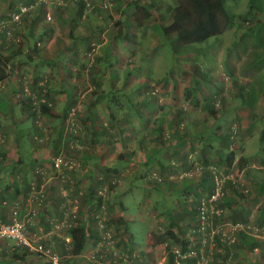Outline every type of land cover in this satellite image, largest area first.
I'll return each instance as SVG.
<instances>
[{
  "label": "crops",
  "instance_id": "0c3cea01",
  "mask_svg": "<svg viewBox=\"0 0 264 264\" xmlns=\"http://www.w3.org/2000/svg\"><path fill=\"white\" fill-rule=\"evenodd\" d=\"M63 1L64 4L59 6L55 5L56 9H53V6L51 8L54 12V21L49 22L46 19L48 7L38 5L31 14L23 18L22 24L11 32L10 37L5 33L6 35L3 34L4 36L0 40V57L9 58L8 68L10 71L9 78L0 82V106H2V108H0V123L3 122V119L8 117L5 105L9 104L13 107L15 105L20 106L21 103L23 107V102L27 99L26 97L34 99L35 104L38 100L49 101L52 112L55 114L53 118L43 116L40 120L41 127H43L41 124L42 121L46 122L50 120V122H52L51 126L53 130L51 133H56L53 134V136H57L58 138L55 141L53 137L55 143L54 147L50 146L48 148H43L41 143L36 144V139L39 138L40 135L36 133L35 129L33 131L29 128H26V131H29L27 136H29L32 144L38 146L36 149L32 148L28 150L25 146L21 145L19 143L21 129H17L19 128V124L17 123L22 122V119L17 123H10L14 124L15 128L12 136L13 138H11L10 135L8 136L5 123H1L0 127V130L4 131H1V133L4 134L6 140H8L6 147H3L0 152L3 157L0 162V164L2 163L3 165L1 168H3V172L10 171L11 168H13L18 174V177L13 178L17 179L19 182V188L16 186L17 189L10 188L9 191L14 195V203L16 202L19 205L20 217L23 222L33 227L32 229L35 230L36 233H42V235L46 237V240L43 241L47 244L53 240L52 235L59 234L56 232L55 227H50L49 224H54V220L58 221V219H65L67 214L73 215L75 209L83 207L84 200L80 199L76 192H78L79 188L95 187L97 182H90L89 177H91V180L93 179V181H95L101 174L100 170L103 169V166L120 170H124L127 167L134 169L135 166H141V164L147 160L146 154L149 155L153 153L158 156L163 154V156H165L164 149L166 146L159 139V131H161V128L165 130L167 127L166 129H169V124L172 122L175 113L179 110L180 105V103H177L176 96L173 100L165 101L167 93L171 92L170 94L173 97L174 93L181 91V88L182 91H184L187 89L186 87H193L189 85L183 88L184 81L179 75H176V80L171 79L165 83V85L169 87V90L167 91L165 88L163 93L158 95L157 99L155 98V100L150 102L146 92V88L148 87L147 82L150 80L148 81V76H143L144 71L138 69L135 72L134 68H129L127 66L118 68L115 66L111 67L113 72L120 71L122 73L125 71L131 75L129 79L131 82H129V85L123 82L124 86H129L124 93V97L125 94H130L128 95L130 102L127 103L126 98L120 97L119 99L127 105H122L119 111L113 109L117 108L116 106L106 105L103 103L101 95H104L106 91H108V84L106 83L107 87L105 88L100 80L95 79V81H93V78H90L89 75H94L96 73L102 76L108 75L111 69L104 70L102 66H98V68L91 66L85 68L82 63L86 55V47L90 45L91 41L100 40L103 49L99 50V57L103 58V60L106 55L105 51L108 50H110L109 52H111L114 60L119 57L120 54H123L121 55L123 57L132 56L137 52L131 49L129 41H123L121 43L114 42V37L112 39L110 36H106L108 29L111 30L112 26L118 28V23L121 22V20L133 23L138 20L139 25L141 24L142 28H144L148 26L150 20L155 16H152V14L147 11L145 8L147 4L142 3L138 7L130 8V2L133 3V0H130L128 4L113 0L111 5V10L113 12H110L109 16H107L109 19H105V17L102 18L101 15L92 18L90 14L92 11L102 14L103 12L101 10H108L105 8L107 5L105 4V7H103L102 5L93 4L91 0H86V11L80 19V22L77 23V26L73 27L71 22L73 21L74 15L78 13V3L67 0ZM159 2H162V0H159ZM140 9H145L152 18L150 19L148 16L142 19V17L137 15ZM58 10H60V12ZM5 11L6 10L3 8L0 10V17L4 15ZM12 13L8 14V18L0 20V23L9 21ZM92 22H98L94 30L89 28L93 25ZM152 24L153 22L150 25ZM73 28L74 30L71 32ZM60 30L62 31L61 34L59 33ZM17 31H21L23 34L17 35ZM95 31L96 33L94 34ZM93 44L94 43H92V45ZM140 49H142V47L139 44L137 50ZM147 51L149 50L145 52ZM225 54L224 52V55ZM198 55L201 56V54L190 55L192 56L191 65L193 67H197L198 64H203L197 59ZM255 56L253 51L249 50L243 57H233V66L236 74L240 76L248 75L251 80H262L259 72L253 77L252 71L249 70L251 66L249 63L251 62L248 63L247 60ZM29 69L31 70L30 73ZM138 73L142 76L138 77ZM86 75L87 77H85ZM133 80L135 82H133ZM194 80L191 78L190 82ZM120 82L121 78L119 77L114 83V89L119 90V86L121 85ZM229 83L231 87L228 85L227 93H230V89H232L234 94L228 96V93V95L223 96L226 100L225 105L227 104V106L229 100H233L234 98L239 100L243 98V93L240 92V88L237 86L239 84L236 85L232 80L228 81V84ZM177 84L180 85L181 88L176 92L174 86ZM194 84L196 83L194 82ZM203 84H205L203 87H211L209 83L206 84L204 82ZM23 87L25 95H23L22 92ZM43 87L49 91L48 97L39 95V91L44 89ZM26 89H28V93L30 92L29 95L32 96L27 95ZM100 89L101 92L98 93ZM91 92L92 94L89 96ZM198 99V101L203 102L205 97L201 94ZM113 103L119 106V102ZM176 103L178 104L177 108H175ZM233 105L234 104H231L230 106L234 107V109H224V116L227 117L228 120H231V122L240 120L241 122L240 129L242 133L239 134L237 143L238 152L236 163H238V166H235L233 175L237 177L240 182L245 183L246 188L248 187L249 189V193H243L241 196L236 195L233 192L235 188L229 187L230 207L237 209L238 213H243L246 219L245 222L264 224V155L260 156L256 154L257 156H254L256 152L254 151V144H252V140L255 138L258 128L256 126L257 120H259V117H261V119L264 118L262 109L264 107V99L255 103L254 110H245L241 106ZM70 107L76 108L79 113L78 117L82 118L83 122L88 124L91 131V138L89 141L80 142L78 140L71 141L70 139V142L63 134V124L65 125L64 122L66 120L64 116L65 110H68ZM202 109L201 107L200 110ZM172 111H174V114L172 117L169 116L170 120H168L167 115L172 114ZM113 116H115V119H113ZM113 120H115V123L119 122L121 127L117 126L118 123L114 126ZM26 121L31 122L29 119H26ZM164 124L166 127H164ZM105 126L107 136L102 137L99 132H103L102 130ZM261 132L263 137L262 142H264V130H261ZM10 139H14L13 141H15V144L13 143L14 145L12 146L13 148L9 146ZM188 140H191V138ZM173 142L172 145H174L175 148L177 142ZM166 145L171 146V143L167 142ZM77 148L82 150L81 154L77 151ZM57 153H63L73 160H76L75 153L80 154V161L83 163L82 168L84 172L78 174L76 180L75 176H73L75 182L72 180V177L69 178V174H66L69 180H64V182L60 180L59 177H50L51 182H32L34 179L32 172L34 173L37 168L43 170L46 167H50ZM247 154H249V156ZM26 155L30 156V158H26ZM133 155L134 158L132 157ZM251 157H254V160L251 159ZM203 161L204 160H202V162ZM38 185L42 188L40 189V194L45 195L44 200L41 199L40 201L41 207H44L45 210H40V212L36 210L39 198L37 196L35 197V195H38L35 191ZM30 186H32V191L28 193V190L26 191L25 188H29ZM26 194L29 196H26ZM166 196L169 197L167 194L165 197ZM78 201H82V204ZM77 203L78 206L76 205ZM93 205L94 201L90 202L86 199V208L84 210L87 212ZM124 208L125 205L123 204V209ZM12 210V206L9 205L0 207V215L4 222H9L11 220ZM84 210L81 211L84 212ZM82 212H80L81 215L83 214ZM87 217L83 219L86 221V219H88ZM145 219L149 218L143 215V222ZM144 224H146V222H144ZM91 226L93 233H91L92 240H89L86 248L88 252L96 249L95 242L99 237V229L95 227L94 224H91ZM262 234L263 237L257 240H251L245 236L247 243H244L245 247H243L246 248L247 251H251V253L253 251L251 248L255 244V247H261V250H264V231H262ZM62 237L63 240L72 241L68 231H65ZM68 241L65 242V248L69 251L71 242L69 243ZM49 245L52 246L51 244ZM82 257H84V254ZM38 259L34 257V262L32 263L35 264V261H39ZM71 260L72 256L69 255V263L67 264H71ZM252 261L254 262L249 261V264H264V259L258 261V259L253 258Z\"/></svg>",
  "mask_w": 264,
  "mask_h": 264
},
{
  "label": "rangeland",
  "instance_id": "374dc122",
  "mask_svg": "<svg viewBox=\"0 0 264 264\" xmlns=\"http://www.w3.org/2000/svg\"><path fill=\"white\" fill-rule=\"evenodd\" d=\"M69 1L76 2V0H69ZM91 1L93 4L102 5L103 7H105V4H106L107 6L105 8L108 9V10L102 11L103 12L102 14L100 12L92 11L90 13L92 18L98 15H101L102 18L104 17L106 18L108 14H110V12L111 13L113 12L111 10L112 9L111 5L113 3V0H91ZM118 1L123 4H128L130 0H118ZM153 1L155 0H138V3L139 5H141L142 3L149 4ZM156 1L159 2V0H156ZM170 1L173 2V0H170ZM170 1L162 0L161 4H164L166 6L167 4H170ZM20 3H21V0H0V10H2V8L6 10L4 12V15L0 17V20L8 18V14L14 12L16 8L20 5ZM130 3H131L130 8L136 7V5H133V3H135L134 0H133V3L132 2ZM256 3L259 5L258 6L259 9H254L252 13L248 15L247 12L250 10L251 0H228L227 5L230 7L232 12L237 17L233 28L229 29L227 32H225L223 35L219 37H213L204 43L194 44V45L189 46V49L195 48L199 52L198 54H201V53L203 54L201 56L198 55L197 59L203 63L201 65L202 66L201 68H203V70L205 71L206 77L204 79L216 85L217 92L212 94V96L214 95L216 97H215V100H212L210 98L211 101L216 103V100L222 95V93H223V96L228 95L229 93V92L227 93L228 85L229 87H231L230 83L228 84L229 77L231 78L232 81L235 80V82L239 83L238 87L240 88V92L243 93V98L239 100L237 98H234L233 100H229V104H228L229 107L227 106V104L224 105V108H222L223 106L222 104L219 105L218 108H220V110L234 109V107L230 106L231 104H234L233 106H237V105L241 106L245 110H251V109L254 110L255 103L261 99H264V0H256ZM53 9H56L55 5H53ZM137 15L142 17V19L148 16L150 19L152 18V16L149 15L145 9H140ZM241 16H243V19L240 18ZM153 21L154 19L150 20L146 29L137 28L135 27V25H132V27L130 26V28H127L128 29L127 32L130 35V39L132 38L134 42V44L130 43V47L131 49L134 50V52L135 51L137 52V53L133 52L135 56L129 55L128 57H123L121 56L123 54H120V56L114 60L111 55V52H109L110 50H108V51H105L107 52L105 57L107 55L108 57L111 56L113 60L109 62L107 59L105 62L104 61L105 58L104 60L103 58L98 60L100 58L99 50L103 49L102 48L103 45H101L100 40L99 41L96 40L93 42L91 41L90 45L86 47L85 49L86 55L82 63L83 66L85 68L86 67L89 68L90 66L98 68V66H102L104 70L105 69L110 70L111 67H115V66H117L118 68L127 66L129 68H134L135 72L138 69L139 70L142 69L144 71L143 76L144 77L148 76L147 79L148 81L150 80L149 82H147L148 87L146 88V92L151 93V91H155L158 95L163 93L165 88L167 91L169 90V87H167L165 83L171 79L174 80L176 78V75H179L184 81L183 88L189 85L194 87L195 86L194 81L192 82L190 81H191V78H193V80L197 79V75L194 77L195 72L193 73L191 72V71L196 70V67H193L191 65L192 56H188L189 54H184V53H181L180 55H175L171 47L163 41L162 37L159 38L158 35L160 33H158L157 35V33L155 32L156 30L153 28L152 25H150ZM97 23L92 22L93 25H91L89 28H92V30H94L97 27L96 26ZM157 23H159V21H157ZM154 27H155V23H154ZM122 28H124L123 33H125V27L122 26ZM117 32H118L117 27L115 28V26H112L111 30L108 29L106 36L107 37L110 36L113 39V37L117 34ZM16 33L17 35L23 34L21 33V31H17ZM59 33L61 34L62 31L60 30ZM92 43L94 44L92 45ZM139 44L142 47V49L137 50ZM146 50H149V51L145 52ZM249 50L253 51V53L256 55L250 60L249 59L247 60L248 63L251 62L249 63V65H251L249 70L252 71L253 77L255 76L257 72H259L262 80H259V81H257L256 79L251 80L249 79L248 75L240 76L236 74V71H234V66H233L234 58L233 57H240V56L243 57L244 55H246V52ZM89 52H92L94 55L91 56ZM224 52L226 53L225 55H224ZM112 70L113 69L109 71V74H108L109 76L108 75L102 76V75H99L98 73L94 75L92 74L89 75L90 78H93V81H95V79L100 80V82L103 83V86L105 88L107 87L106 83L108 84V91H106L104 95H101L102 97L101 99L103 103H105L108 106L114 104L112 101L117 98L115 96L122 95V97H124V92L127 91L129 86L128 87L124 86L123 82H125L128 85H129V82H131V80H129L131 75L127 77V74H128L127 72L125 71H123L122 73L120 71L113 72ZM30 72L31 70L29 69V73ZM227 74L229 75V77L227 76ZM137 76L141 77L142 75L138 73ZM85 77H87V75ZM119 77L121 78V82H120L121 85L119 86L118 91H114V83ZM133 82L135 81L133 80ZM201 82L203 84L205 81H201ZM204 85L205 84H203L201 87L205 88V91H204L205 94H208L210 90L213 91V87H208V86L203 87ZM220 86L222 90H220ZM174 88H175V91L177 92L181 88V86L177 84L176 86H174ZM186 88L187 89H185L184 91H182V88H181V91H179L178 93H174L173 97L170 94L171 92L167 93V97L165 98V101L173 100L176 96L177 103H180L179 110L184 109L187 113V117H186V121H184V125L188 123L192 124V128L191 130H189V133L191 134V132H194L196 130L198 131L204 130L205 131L204 134L206 138H208L210 133L215 131L214 128H217L219 126L217 124H219L220 121L218 123L212 124L214 120L213 117L210 116L208 112L204 110H200L202 106H199V108L194 107L193 105L194 101L193 102L191 101L193 98L188 92L189 90L188 88L190 87H186ZM100 92H101V89L98 90V93ZM195 93L197 94L198 97L201 95V93H199L197 89H195ZM91 94L92 92L89 93V96ZM233 94H234L233 90L230 89V93L228 96H232ZM128 95L130 94L127 93L125 94V97H124L126 98L127 103L130 102V98L128 97ZM136 98H137V95H136ZM120 101L121 102L119 103L116 102L119 104V106H117V108H113L116 111H119L122 105L124 106L127 105L122 100ZM177 103L175 105V108L178 107ZM5 106H6L8 117L3 119L2 120L3 122L1 123L6 124L7 126L6 128L8 130V136L10 135V137L13 138L12 136L15 130L14 124H10V125H7V124L12 123V122L13 123L19 122V120L22 117V114H21L22 106L15 105L12 107V105H9V104L8 105L6 104ZM262 109L264 113V107ZM173 112L174 111H172V114L167 115L168 120H170L169 116L172 117V115L174 114ZM24 119L25 121H22L23 123L22 122L17 123L19 124L18 129L22 130V131L20 130V134H19L20 136L19 143L25 146L28 150L32 148L36 149L38 145H34L31 143L29 136H27V133L29 131L26 132V128H29L34 131L33 124H31L30 121H26L27 119L26 116ZM78 119H81V121L83 120L80 117H78ZM237 121L231 122V120H228L227 117H223L221 123H222L224 131L220 133L229 132V128H227L226 126H229V125L231 126L233 123L237 124V126H239L240 128L241 122L240 120H237ZM257 121H258L256 123V126L258 127L257 132L255 135V138L252 140V144H254V147H255L254 151L256 152L254 156H257L256 154L263 156L264 155V142H262L263 137H262L261 130H264V118L261 119V117H259V120ZM41 124L45 130L44 132H41V134L39 135H41L42 137H46L48 135L49 137L48 142H46L45 140L43 143H41V145H43V148L44 147L48 148L50 146L54 147L55 146L54 139L56 141L58 138L57 136H53V134H56V133H53V134L51 133L53 130V127L51 126L52 122H50V120H47L46 122L42 121ZM82 124H83V129H84L83 130L84 135L86 134L89 138H91L90 137L91 131L88 127V124L84 122H82ZM210 126L212 128H210ZM164 127H166L165 124H164ZM166 128L165 130H167ZM1 131L4 132L3 130ZM240 133H242L241 129L239 130V134ZM239 134H238V137H239ZM106 136L107 134L104 133L102 137H106ZM238 139L236 140L237 142L233 145V149L236 151L238 150L237 148ZM13 140L10 139V144H9L10 147H12L15 144V141ZM206 140H207V143L205 142L203 143L202 141H199V140L195 142L194 146L196 147V150H198V152H201V150L206 145H209L210 140L209 139H206ZM190 142L191 140H187L186 143L183 144V146H181L182 147L181 151H183V153H186L187 151L190 150V147H191V145H189ZM169 143H171L172 145V143L174 142L173 140H170ZM215 146H219V145L215 144ZM219 148L222 149V147H219ZM79 150L81 149L77 148V151L80 152L81 154L82 151H79ZM213 153L214 152H212L211 155H213ZM80 154L75 153L76 160L78 162L74 160V162L76 163L74 173L71 172L69 174V178L72 177L73 181H74L73 176H75V180H76L78 174L81 173L79 172V167H80V164L82 163L80 161L81 159ZM196 154L192 155L191 157L193 158V160L195 159L196 161L195 169L192 172L187 173V174L183 173L179 176L177 175L172 176L170 180L173 181V184H172L173 188L177 189L179 185L182 186L183 182L188 181L186 178L190 180L192 179L195 182H199L202 172L204 171V168L202 169L203 167L202 160L205 159V156L196 155ZM247 155L249 156V154ZM25 157L30 158V156L28 155H26ZM251 159L254 160V157H251ZM215 160L217 161V164L220 165L218 158L215 157ZM106 167L107 166H103V169ZM137 168H138L137 166H135L134 169H130L129 167H127L121 171L118 170L117 172L108 173V175L112 174L114 176H121V182L118 185H116L112 193L108 195L110 198L111 206L110 208H107V207L105 208V206L102 208V210H106L104 213V217H100L98 219L94 217L96 220V224L91 223V224H95L94 226L95 227L98 226L99 228V221L102 220L105 225L110 223L111 228L109 229L115 230L117 228L115 220H117L119 216V208H120L119 203L120 202L124 203L125 205L124 209L126 210V215L129 217V230L130 231L129 233H126L124 231L125 228L122 226L120 233L118 232L117 234V231H116L115 236L117 237V242H116L117 250L118 252H121V254L123 253V251L126 253L125 255L126 261L122 260L121 258H116L113 262H110L107 259H104L101 253L98 254V248H96L94 250H90L89 252L86 251L84 253V257L81 258L83 260L82 264H142L141 263L142 260L144 261L145 264H167L168 259H169L167 244L171 242V240H174V237L170 236L171 239L170 241H168V243L163 242L162 237L166 234V230L172 223L171 222L172 214H166V212L167 210L173 209L174 203L168 196L163 199L159 195V193L153 189L154 185L151 184L150 181L147 180L145 177L146 176L145 169L137 170ZM100 173L105 174L103 170H100ZM38 174H43V179L45 181L46 180L48 181L50 177L52 178L59 177L56 171L54 170L53 165H51L50 167H46L43 170L36 169L34 173L32 172V175L34 178L32 182H41L40 179L37 178ZM101 174L99 176H101ZM89 178H90V182H93V179L91 180V177ZM66 180H68V178ZM4 182H6L7 184L8 182H12V180L5 178ZM195 182H194L195 185H193L192 182L188 183V185H191V186L193 185V188L190 192L192 195L188 197L189 203L192 200H195L196 194L198 193L206 194L207 193V190H204V188L197 187ZM40 189L42 188H40V185H38V188L36 187V190H35L38 195H35V197L39 196L41 192ZM79 192H81L80 194L83 193L82 194V196H84L83 204L85 205H83V207L81 206L82 208L80 209L78 208L75 209V210H78L77 218L74 219L72 214L71 215L67 214L65 219L62 218L63 220L62 219H58V221L54 220L55 225L49 224L50 227H55L56 232L59 233V234L52 235L53 240H51L49 244H51L52 247L56 249L55 251H57L62 256L63 258L62 264L69 263V255L71 254L70 251L68 250L66 251L65 242H67V240H63L62 234L65 233V231L69 232V230L71 229L70 224L72 223L78 224L79 222L84 221L83 219L84 217L85 218L87 216L89 217V214L84 209L86 208V197L90 192V188H87V187H84V189L79 188L78 193ZM40 201L41 199L38 200V207L36 209L37 212H40V210H45L44 207H41ZM76 205L78 206V203ZM176 205L178 206V203H176ZM187 206L190 207V205H187ZM183 207L184 206H181L179 204V207L175 208V210H179V212H182ZM81 210L85 211L84 215H80ZM143 215H146L149 218V219H145L144 222H146V224H144L142 220ZM165 215H167L171 221H169L168 217L166 216L167 217L166 218ZM244 219L245 218H244L243 213H238L237 211L234 210V211H231V213L228 212V215L225 216V218L221 222H218L217 224H220L222 222H233L234 220L242 221ZM184 223H185V220H182L181 224H184ZM28 228L32 234L36 235V237L41 238L42 241L46 240V237L43 236L42 233H36L35 230L32 229L33 227H31L30 225L28 226ZM172 231L174 232V234H179V230L177 228H174ZM131 233L135 235L134 243L132 244H130L131 237H129ZM191 241L195 242L194 238H192ZM198 241L199 240H197L194 244L193 243L189 244V247L192 245L191 248H193L194 246H196ZM215 244H216V247H215L216 251L212 253V247L210 248V250L207 252V257L205 261L203 262L204 264H249V261L254 262L252 261L253 258L254 259L257 258L258 261L260 259H263L262 258L263 253L261 254L260 252L261 247L259 248L260 251L254 254L253 252L251 253V251H247V249L243 248V246H239L238 249L239 248L240 249L236 253L238 255L237 258L232 261L227 260L226 257L220 251H217V250L222 249L220 243L218 241H215ZM197 249L198 247L194 249H189V250L197 251ZM21 252L22 251L20 250V248L16 247L12 241L10 240L0 241V264H21L14 257V254H17V253L19 254ZM131 253H133V257L128 256V254L130 255ZM34 257H37L38 259V256L36 254H32L28 257L27 262H30L29 264H33L32 262H34L33 261ZM71 262H72L71 264H74L73 258ZM35 264H39V261H35ZM180 264H188V261H184L183 263H180Z\"/></svg>",
  "mask_w": 264,
  "mask_h": 264
},
{
  "label": "trees",
  "instance_id": "16d2710c",
  "mask_svg": "<svg viewBox=\"0 0 264 264\" xmlns=\"http://www.w3.org/2000/svg\"><path fill=\"white\" fill-rule=\"evenodd\" d=\"M69 1V0H67ZM170 1V0H169ZM228 0H173L170 1V4H167L166 6L164 4H161V2H157L156 0L147 4L146 9L149 13L152 14V16H155L153 19V28L156 30L155 32L160 33L158 36L159 38L162 37L163 41L169 45L175 55H180L181 53L184 54H189L194 55L198 54L199 52L197 49H189V46L194 45V44H201L204 43L208 40H210L213 37H219L223 35L225 32H227L229 29H232L233 26L235 25V21L237 19L236 15L232 12L230 7L227 5ZM35 0H28L26 4L34 3ZM78 3V13L74 15L73 21L71 22L73 27L77 26V23L80 22V19L83 17V14L85 13L87 1L86 0H78L76 1ZM42 6H46L45 3L40 4ZM133 5H136V7L139 6L138 1H135ZM259 5L256 3V0H251V6L250 10L247 12L248 15L252 13L254 9H259ZM60 8V7H58ZM18 7L16 8L15 11H17ZM60 12V10H58ZM103 11V10H101ZM109 16V14H108ZM109 19V17H106ZM105 18V19H106ZM240 18L243 19V16ZM159 21V23H157ZM246 21V20H245ZM7 22V21H4ZM135 25L137 28H142V25H139V21L136 20L134 23L130 21H122L118 23L119 28H117V34L114 36V42H123V41H129V43L134 44L132 38L130 39V35L127 32V28L132 27V24ZM155 23V27H154ZM75 24V25H74ZM125 27V33H123L122 26ZM145 29L147 27H144ZM143 29V28H142ZM74 28L72 29L71 32H73ZM96 33V31L94 32ZM5 34V31L0 32V38H2ZM6 35V34H5ZM91 53V52H89ZM107 54V52H105ZM194 53V54H193ZM201 55H203L201 53ZM105 58L109 61H112L113 59L108 55ZM102 58H99L100 60ZM8 61L9 58H2L0 57V82H3L7 80L10 76V71L8 68ZM111 65V64H110ZM200 64L197 65L195 71H191L192 73L195 72L194 77L197 75V79L194 80L196 83L194 87H191L188 92L192 96V102L194 103L193 105L199 108V106L202 105V110L208 112L210 116L213 117V123H218L219 125L217 128H214L215 131L211 132L208 138H206L204 134V130L202 131H194L189 133V130L192 128V124H185L184 121H186L187 113L186 111L183 110H178L174 117L172 122L169 124V129L164 130V128H161V131H159L160 136L159 139L165 144V149H164V154L161 155H156V154H146L147 160L144 161L141 166H138V170L145 169L146 170V179L150 181L151 184L154 185V190L159 193V195L164 199L165 195H169L171 198L172 202L174 203L173 209L172 210H167L166 214H172V223L166 230V234L162 237L163 242L170 241V236L174 237V240H171L167 244L168 246V253H169V259L167 264H179L183 263L184 261H188V264H197L199 259L201 258V253L198 251L197 254L195 255H188L189 254V244H194L197 240L198 243L196 244L195 248L201 247V236L203 232L200 230V212L199 208L202 205L203 201H206L210 195L213 194L216 188V180L217 178L223 179V189H224V196L223 199L218 203L219 207L222 209H228V212L231 213V211H237V209H233L230 206L229 203V187H234L235 190L233 191L236 195H242L247 194L245 191V188L242 187L245 183L242 182L241 187H237L238 183L240 180L235 177L233 174L235 166H238V163H236L237 159V152L238 150L233 149V145L237 142L236 140L239 138V126L237 124H232L231 126H226L229 128V132L227 133H220L224 131L223 126H222V118L224 116V109L220 110L218 108L219 105H223L222 108H224L225 105V98L222 95L216 100V103H214L212 100H215L216 96H212L213 93L217 92L216 85L212 82L206 81L204 79L205 76V71ZM130 74H127V77H129ZM228 76V75H227ZM229 77V76H228ZM205 81L206 84H211V87H213V91L210 90L208 94H205V88H202L201 86V81ZM212 80V79H211ZM231 81V78L229 77L228 79ZM227 80V81H228ZM233 82L237 85L239 83ZM238 86V85H237ZM41 91H39V95H44V97L49 96V91L46 90L45 87H43ZM195 89L198 90L199 93H201L205 99L203 102L198 101V96L195 93ZM220 90H222L220 86ZM114 91H118L114 89ZM23 95L24 94V87L22 89ZM125 93V92H124ZM119 96V97H118ZM115 100L112 102H120V97L122 95H117ZM147 97L150 99V102L152 100H155V98H158V94L155 91H151V93L147 92ZM26 101L23 102V107L21 110L22 114V121H25V116L27 119L31 120V123L33 124V128L36 130V133L39 135L41 132H44V128L40 126V120L41 117H50L53 118L55 117V114L52 112V107L50 106V102L48 101H42L38 100L36 104L34 103V99L26 97ZM211 98V99H210ZM21 105V104H20ZM112 106H116L117 104H112ZM2 108V106H0ZM76 108H68V110H65L64 116L66 117L65 120V125L64 126V135L67 137L70 141L78 140V141H83L87 142L89 141V137L85 134L84 135V129H83V120L78 119L80 121V130L78 129L77 133L75 132L76 127H72L71 121L70 120V115L73 112V110ZM78 111L76 109V117H78ZM24 117V118H23ZM77 119V118H76ZM113 119H115V116H113ZM118 123V124H117ZM117 124L118 127H121L119 122L115 123V120H113V125L115 126ZM183 124V125H182ZM7 125H10L7 124ZM1 127V123H0ZM210 128H212L210 126ZM18 129V128H17ZM103 132H99L102 136L104 133H106V126L103 127ZM27 132V131H26ZM1 133V130H0ZM220 133V134H219ZM2 134V133H1ZM4 135V134H3ZM6 137V136H5ZM40 137L45 141L46 137ZM191 138L190 142V150L187 151L186 153H183L181 151L183 144L186 143V141ZM209 139V145H206L200 153L196 150L195 142L197 140L202 141L203 143H207V140ZM38 141V139H36ZM49 140V139H48ZM46 140V142H48ZM170 140L176 141L177 144L168 146L166 145L167 142ZM4 144L0 148L6 147L7 145ZM70 141V142H71ZM219 141V142H218ZM218 144L219 146H215V144ZM36 143V142H35ZM38 144L40 143L39 141L37 142ZM43 143V142H42ZM219 147H222L219 148ZM82 151V150H79ZM213 153V155H211ZM197 153V154H196ZM61 153H57L55 158L58 157ZM201 155L205 156L203 163L204 171L202 172V175L200 177L199 182H195L194 180H190L186 178L188 181L183 182L182 186L179 185L177 189L172 187L173 181L170 180L172 176L174 175H181L183 173L187 174L192 172L195 169V159L193 160L192 155ZM134 158V155L132 156ZM215 157L218 158V161L220 165L217 164V161L215 160ZM70 158V157H69ZM3 157L0 153V162L2 161ZM54 160V159H53ZM141 163V162H140ZM139 164V163H138ZM53 165V161H52ZM3 165L2 163L0 164V207H6L7 205L12 206V209L17 208L19 212V219L23 222L22 218L20 217V209L18 203H14V195L13 193L11 194L9 189H15L16 186L19 188V182L17 179L13 177H18V174L11 168L10 171H5L3 172V168H1ZM83 163L80 164L79 167V172H84L83 170ZM54 168V167H53ZM42 170L41 168H37ZM201 169V170H202ZM56 173L59 176V179L61 180H66L67 176L66 174H70L71 172L74 173L75 168L72 170H65L63 172H58L56 169H54ZM105 174H101L98 178H96L95 181L97 182L95 187L90 188V192L87 195L86 199H88L90 202L94 201V205L89 208L87 213L89 214L88 219L86 221L84 220L83 222H79L78 224H71V229L69 230L70 237L72 239L71 241V247H70V255L73 258L74 264H82V255L85 253L86 248L88 246L89 240H92L91 233L92 231V226L91 223L96 224L95 218H100L104 217V213L106 210H102V208L105 206V208H109L111 206L110 203V198L109 194L112 193L113 189L116 187L121 182V176H114L112 174L108 175L109 172H117L120 169H113L110 167H106L102 169ZM121 171V170H120ZM9 172V173H8ZM153 175V176H152ZM5 178L12 179V182H8L6 184ZM37 178L40 179L41 182H51L50 179L45 181L43 179V174H38ZM69 180V179H68ZM67 180V181H68ZM239 180V181H238ZM17 181V182H13ZM192 182L193 185L194 182L196 183L197 187H202L204 190H207L206 194H197L195 200H192L189 203L188 197L191 196L192 194L190 193L193 185H188V183ZM187 183V184H186ZM246 186V185H245ZM107 189L105 192V196L99 195L100 190ZM173 188V189H172ZM11 189V190H12ZM17 189V188H16ZM19 190V189H18ZM25 190L32 191V186L29 188H25ZM17 192V190H16ZM19 192V191H18ZM78 193V192H76ZM249 193V191H248ZM83 194V193H82ZM80 192L78 193V197L82 200H84V196H82ZM12 196V197H11ZM26 196H29L26 194ZM39 199H43L45 195H39ZM167 197V196H166ZM190 199V198H189ZM79 202V201H78ZM82 204V202H79ZM178 203V206L176 205ZM123 204L122 202L119 203V216L116 221L117 228L112 230L113 238L117 242V237L115 236V233L117 231L120 233L122 226L125 228L124 231L126 233H129V217L126 215V210L123 209ZM179 204L183 207V211L179 212V210H175V208L179 207ZM85 205V204H84ZM186 205V206H185ZM187 205H190L187 206ZM231 208V209H230ZM82 212V211H81ZM84 215L85 211L82 212ZM81 215V213H80ZM228 213L223 214L222 216H217L214 219V223L218 225V222H221L225 216H227ZM95 217V218H94ZM166 217V218H167ZM93 220V221H92ZM185 220L184 224H181V221ZM90 221V222H88ZM244 222H240L238 220H234L233 223H250V222H245L246 219L242 220ZM4 222V220H3ZM24 223V222H23ZM223 223V222H222ZM94 224V225H95ZM221 224V223H220ZM260 225H264L261 224ZM25 226L28 227V223L25 222ZM98 228V226H97ZM111 228L110 223L106 224V229ZM173 228H177L179 230V234H174L172 231ZM99 229V228H98ZM33 235L30 231L28 234ZM99 237L96 239L97 241L95 242L96 248H98V254L101 253L103 255L104 259H107L110 262H113L116 258L112 255V252L109 251L108 247H105V245L102 243L103 242V237L104 234L101 232L99 229L98 233ZM250 238L251 240H257L256 238L246 234L245 232L241 231L237 233V239L234 243H229L226 240L222 238V234H217L215 241H218L222 247V249L217 250L220 251L227 260H235L237 258V252L239 251L238 247L239 246H244V243H247L246 237ZM131 237L130 244L134 243L135 235L131 233L129 236ZM194 238L195 242H192L191 239ZM191 241V242H190ZM44 243V242H43ZM64 243V242H63ZM46 246H50L47 243H44ZM102 245V246H101ZM252 246V252L256 254L255 247ZM216 244L212 249V253L216 251ZM245 247V246H244ZM243 247V248H244ZM117 248V247H116ZM206 249V257H207V252L210 250V243H208L205 246ZM22 251L21 253L14 254V257L16 260H18L19 263L21 264H29L30 262H27V259L30 255L35 254V253H30L27 248H20ZM67 251V249H66ZM261 254L263 253V259H264V250L260 251ZM65 253V252H64ZM121 253V252H120ZM39 258V264H50L48 259L44 257L43 255L36 254ZM126 253L123 251L122 254H120L121 259L126 261L125 259ZM119 256V257H120ZM129 257H133V253L130 255L128 254ZM184 256L186 258L184 259ZM256 258V257H255ZM63 259V258H62ZM136 259V257H135ZM257 259V258H256ZM139 260V258H138ZM137 260V261H138ZM63 261V260H62ZM229 262V261H228ZM142 264H145L144 261H141Z\"/></svg>",
  "mask_w": 264,
  "mask_h": 264
},
{
  "label": "built area",
  "instance_id": "2783aa9c",
  "mask_svg": "<svg viewBox=\"0 0 264 264\" xmlns=\"http://www.w3.org/2000/svg\"><path fill=\"white\" fill-rule=\"evenodd\" d=\"M28 0H21L20 5L18 6L17 11L13 12L11 15V19L7 22L0 23V32L5 31V33L10 37L11 32L19 27L23 18L29 14H31L38 5L45 3L48 7L46 12V19L49 22L54 21V12L51 10L53 5H62L64 4L63 0H35L34 3L26 4ZM1 40V38H0ZM91 56L94 55L92 52L89 53ZM27 95L28 89H26ZM32 96V95H29ZM77 118V119H76ZM72 127H76L74 130L77 133L78 129L80 130V121L78 117H76V109L70 115V120ZM40 143L44 142L42 138H37ZM49 137L46 138L48 140ZM6 144L5 135L0 133V148ZM76 163L73 159L69 158L65 154L61 153L58 157L53 160V167L58 172H63L65 170H72L75 168ZM40 172V171H38ZM218 182H216V188L212 195L208 197L206 201L202 202L201 207L199 208L200 212V230L203 232L201 236V247H198L197 251L189 250L188 255H195L200 251L201 258L199 259L197 264H204L203 262L206 259V249L205 246L210 243V248L215 246V238L217 234H222V238L229 243H234L237 239V233L243 231L246 234L254 237V238H262L264 231V225L257 224L255 222L250 223H233V222H223L221 224L216 225L214 223V219L217 216H222L223 214L228 213V209H222L219 207V202L223 199L225 194L223 189V179L217 178ZM238 188L241 187L242 182H237ZM245 188L246 193H248L249 189L246 188L245 184L242 186ZM107 189L100 190L99 195L105 196V192ZM78 210L74 211L73 217L77 218ZM71 226V224H70ZM99 229L104 234L103 244L105 247H108L109 251L112 252V255L115 258H121L120 252H118L116 248V241L113 238L112 229H106V225L101 220L99 221ZM29 230L19 219V212L17 208L12 210L11 220L9 222H3L0 215V241H12L13 244L18 248H27L30 253H35L39 255H43L48 259L50 264H62V256L53 249L52 246H46L41 238L36 237V235L28 234ZM68 241V240H67ZM69 243L71 241H68ZM102 246V245H101ZM192 246V245H191ZM189 247V249H194ZM255 251H260L259 248H255ZM120 256V257H119ZM186 256H184V259ZM180 264V263H179Z\"/></svg>",
  "mask_w": 264,
  "mask_h": 264
}]
</instances>
